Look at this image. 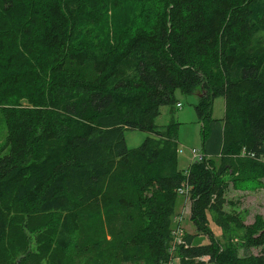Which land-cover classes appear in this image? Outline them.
Instances as JSON below:
<instances>
[{"label":"trees","instance_id":"16d2710c","mask_svg":"<svg viewBox=\"0 0 264 264\" xmlns=\"http://www.w3.org/2000/svg\"><path fill=\"white\" fill-rule=\"evenodd\" d=\"M118 1L0 0V264H79L75 250L98 260L127 248L135 264H264V217L247 223L227 200L230 187L264 186V0H129L152 4L151 22L116 30ZM176 90L198 96L203 147L210 123L223 124L219 156L186 171L178 124L155 123ZM219 96L224 116L213 119ZM135 129L148 135L129 149ZM183 183L196 231L174 246ZM45 237L50 255L34 249Z\"/></svg>","mask_w":264,"mask_h":264},{"label":"rangeland","instance_id":"374dc122","mask_svg":"<svg viewBox=\"0 0 264 264\" xmlns=\"http://www.w3.org/2000/svg\"><path fill=\"white\" fill-rule=\"evenodd\" d=\"M119 4H123L124 8L112 7L108 13V23L113 29H123L125 25L129 23H136L140 25H149L151 22L153 14V6L150 3L143 4L142 6L137 3L127 4L129 0H119ZM118 1V2H119ZM118 4V3H117ZM135 24V25H136ZM202 95V93H201ZM175 98L180 104L178 107L176 104L169 106L163 105L160 108V114L155 119L157 126L161 128V131H164L165 126L171 123H177L176 130V142L178 147V167L180 170L186 171L191 162V152L190 149L196 148L200 151L203 149V124L198 119L195 105L198 102V96L195 94H184L179 90L175 91ZM224 116V99L219 96L214 99L212 107V117L213 119H222ZM219 122V121H216ZM148 134L144 131L135 129V130H125L124 138L127 148L133 149L138 147L142 141L146 138ZM210 135V136H209ZM221 132L219 129L211 128L208 133V140H210L211 145L217 146V137H220ZM5 140V130L2 117L0 114V146L3 145ZM207 140V139H206ZM205 145V144H204ZM233 200L236 202L233 208H236L241 212L244 219L247 222L252 221V217L256 213H261L264 216V186L262 188H256L252 192L246 191L241 187H230L227 192V200ZM189 207L190 201L188 199L179 198L177 203L176 212L181 214L184 212L183 220V230L186 233H195V226L188 219L189 217ZM225 209L229 210L231 207L226 206ZM17 222L19 219H16ZM209 226L212 228L216 238L224 244L228 237L223 235V230L220 227H217L211 219L209 214ZM85 230L94 231L98 226L95 222H86L83 223ZM229 233V230L227 231ZM196 244L208 243V238L206 236H201L195 241ZM38 246H41V252L46 255H50L54 250V241L47 237L43 239H36L34 243V249H37ZM112 250V251H110ZM105 250L104 254L98 259L89 258V253H85L82 249L75 250L71 252V257L76 259L79 264H107V262H123L125 264H135L136 262H141L142 259L139 257L137 251L132 248H127L125 250H116L110 249ZM253 253H258L259 248L252 249ZM94 252V251H93ZM95 257H99L101 254H94ZM139 260H138V259ZM101 259V260H100ZM206 260V258L197 259V261ZM207 261V260H206ZM172 264H179L178 260H174ZM200 264H212V263H200Z\"/></svg>","mask_w":264,"mask_h":264},{"label":"built area","instance_id":"2783aa9c","mask_svg":"<svg viewBox=\"0 0 264 264\" xmlns=\"http://www.w3.org/2000/svg\"><path fill=\"white\" fill-rule=\"evenodd\" d=\"M176 105L178 107L180 106L179 103L176 104ZM190 152H191V155H192L191 162L202 161V159L205 156L203 153H201V151L199 149L197 150L196 148L190 149ZM178 192H179L180 196L187 197V195H188V186L185 183H183L181 185V187L178 189ZM183 220H184V212H182L178 217L175 218V221H177V223H179V225L176 226L175 229L172 231V234L174 236V241H173L174 246H175V244L182 245L184 243L183 238H182L183 237V233L185 232L183 230V224H182ZM174 246L171 247V250H173V251H174V248H175ZM174 260H178V259L176 258ZM172 262H173V260H171V262L169 264H172Z\"/></svg>","mask_w":264,"mask_h":264},{"label":"crops","instance_id":"0c3cea01","mask_svg":"<svg viewBox=\"0 0 264 264\" xmlns=\"http://www.w3.org/2000/svg\"><path fill=\"white\" fill-rule=\"evenodd\" d=\"M222 127H223V124H222V121H219V122H211L210 123V128H211V132L212 130L215 128V129H219V131L221 132V135L220 137H217V146L215 145V147H213L211 145V142L210 140H207L205 141V145L203 147V149L201 150V153H203L204 155H206L207 157H218L220 152H221V145H222ZM210 136V135H209ZM237 210V209H236ZM239 211V210H238ZM261 214V213H259ZM263 216V214H261ZM264 217V216H263ZM252 220H253V217H252ZM246 221V220H245ZM247 222V221H246ZM252 222V221H251ZM247 223H250V222H247ZM206 258V260L208 259L207 257H204ZM205 260V262H207ZM204 261V260H203Z\"/></svg>","mask_w":264,"mask_h":264},{"label":"clouds","instance_id":"9594fccd","mask_svg":"<svg viewBox=\"0 0 264 264\" xmlns=\"http://www.w3.org/2000/svg\"><path fill=\"white\" fill-rule=\"evenodd\" d=\"M178 104V103H177ZM189 213V212H188Z\"/></svg>","mask_w":264,"mask_h":264}]
</instances>
